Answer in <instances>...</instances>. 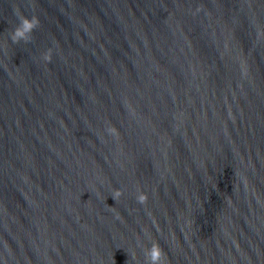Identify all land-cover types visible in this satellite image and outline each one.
Masks as SVG:
<instances>
[{
    "label": "water",
    "instance_id": "water-1",
    "mask_svg": "<svg viewBox=\"0 0 264 264\" xmlns=\"http://www.w3.org/2000/svg\"><path fill=\"white\" fill-rule=\"evenodd\" d=\"M157 242L264 264V0H0V264Z\"/></svg>",
    "mask_w": 264,
    "mask_h": 264
},
{
    "label": "clouds",
    "instance_id": "clouds-1",
    "mask_svg": "<svg viewBox=\"0 0 264 264\" xmlns=\"http://www.w3.org/2000/svg\"><path fill=\"white\" fill-rule=\"evenodd\" d=\"M15 13L18 15L20 19V24L17 26V28L14 30L13 34L11 35V40L14 43H19L20 41L24 42H30L32 38V33L34 30H36L40 24L41 21L38 17H31L27 18L23 16V14L20 12L19 8L15 10ZM43 59L46 62H51L52 60V53L51 50H49L43 57ZM108 132L112 135L118 136V130L115 127H110L108 129ZM123 195L122 191L116 190L113 194V199L116 201ZM148 195L146 193L141 192L137 196V202L140 204H147L148 202ZM114 210V207H110ZM119 215L117 216V219H119ZM146 255V264H167V256L163 248L160 246V244L153 243L151 248L148 249L145 253Z\"/></svg>",
    "mask_w": 264,
    "mask_h": 264
}]
</instances>
